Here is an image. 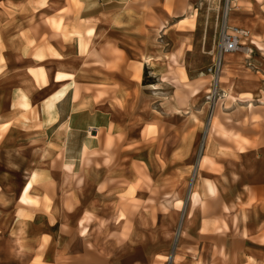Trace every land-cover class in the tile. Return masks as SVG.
<instances>
[{
	"label": "crops",
	"instance_id": "1",
	"mask_svg": "<svg viewBox=\"0 0 264 264\" xmlns=\"http://www.w3.org/2000/svg\"><path fill=\"white\" fill-rule=\"evenodd\" d=\"M245 2L209 102L182 95L191 0H0V264H264V0Z\"/></svg>",
	"mask_w": 264,
	"mask_h": 264
},
{
	"label": "rangeland",
	"instance_id": "2",
	"mask_svg": "<svg viewBox=\"0 0 264 264\" xmlns=\"http://www.w3.org/2000/svg\"><path fill=\"white\" fill-rule=\"evenodd\" d=\"M191 1L193 4L189 7V13L187 14V17L191 19L186 21V29L191 33L186 37L185 69L182 70L186 91L182 95L188 101L190 97L199 94L201 87H206L208 98L206 101L210 102L213 98L214 88L212 91L213 75L210 73L209 68L212 64L213 54L219 47L222 30L227 26L226 21L228 19L230 24V13L235 8L244 5L245 8L249 7H246L247 2L245 0H233L231 5H229L230 0ZM244 31L247 35V31ZM254 42L257 43L256 40ZM145 75L147 76L146 79L151 80L148 71ZM61 76L65 75L60 74L59 77ZM215 87L218 89V86ZM219 90L216 93L217 97L223 95V92ZM212 124L216 126V120H213ZM202 143L203 140H200V144Z\"/></svg>",
	"mask_w": 264,
	"mask_h": 264
},
{
	"label": "built area",
	"instance_id": "3",
	"mask_svg": "<svg viewBox=\"0 0 264 264\" xmlns=\"http://www.w3.org/2000/svg\"><path fill=\"white\" fill-rule=\"evenodd\" d=\"M231 3H233V0H230L229 5H231ZM244 35L245 31L237 27H230L227 25L222 30L219 47L213 54L212 64L209 68L210 73L213 75V81L214 79H218V76L221 72L222 54L239 50L242 46L240 44V38ZM217 90V87L214 86L213 97L216 95Z\"/></svg>",
	"mask_w": 264,
	"mask_h": 264
},
{
	"label": "bare ground",
	"instance_id": "4",
	"mask_svg": "<svg viewBox=\"0 0 264 264\" xmlns=\"http://www.w3.org/2000/svg\"><path fill=\"white\" fill-rule=\"evenodd\" d=\"M227 11V10H226ZM194 12V11H193ZM228 12V11H227ZM227 14V13H226ZM227 23H226V25H228V26H230L229 25V19H228V21H226ZM251 34V33H250ZM247 36H249V33H248V31H247ZM254 40H256V39H254ZM241 42H243V41H240V44L242 45V43ZM249 53H251V52H249ZM150 61V60H149ZM159 64V63H158ZM151 65V64H150ZM163 65V64H162ZM150 68V67H149ZM154 72V71H153ZM155 74V73H154ZM219 77V76H218ZM217 79L215 80L214 79V81H213V84H212V88H211V90L213 91V88H214V86H218L217 85ZM67 88H68V86H65L62 90H60L59 91V93H58V95L56 96V98L57 99H59V98H61L63 95H64V93L66 92V90H67ZM74 89V88H73ZM227 94V93H226ZM228 95V94H227ZM73 96V95H72ZM56 114V113H55ZM57 117H55L54 119H56ZM68 165V164H67ZM71 165H73V164H71ZM199 169V168H198ZM195 171V170H194ZM194 173V172H193ZM195 177V176H194ZM30 183V182H29ZM193 183V182H192ZM192 193V192H191ZM215 193V192H214ZM196 195V194H195ZM185 207V206H184ZM183 218V217H182Z\"/></svg>",
	"mask_w": 264,
	"mask_h": 264
},
{
	"label": "trees",
	"instance_id": "5",
	"mask_svg": "<svg viewBox=\"0 0 264 264\" xmlns=\"http://www.w3.org/2000/svg\"><path fill=\"white\" fill-rule=\"evenodd\" d=\"M146 73V72H145Z\"/></svg>",
	"mask_w": 264,
	"mask_h": 264
}]
</instances>
